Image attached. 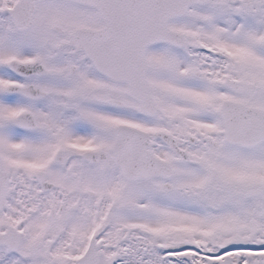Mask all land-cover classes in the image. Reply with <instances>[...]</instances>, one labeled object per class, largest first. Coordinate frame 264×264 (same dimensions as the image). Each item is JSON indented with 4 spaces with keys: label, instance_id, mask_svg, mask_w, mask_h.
<instances>
[{
    "label": "snow or ice",
    "instance_id": "6c2138e0",
    "mask_svg": "<svg viewBox=\"0 0 264 264\" xmlns=\"http://www.w3.org/2000/svg\"><path fill=\"white\" fill-rule=\"evenodd\" d=\"M0 264H264V0H0Z\"/></svg>",
    "mask_w": 264,
    "mask_h": 264
}]
</instances>
